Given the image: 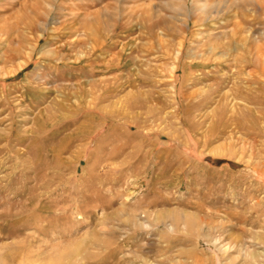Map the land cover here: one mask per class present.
I'll list each match as a JSON object with an SVG mask.
<instances>
[{
    "label": "rangeland",
    "instance_id": "rangeland-1",
    "mask_svg": "<svg viewBox=\"0 0 264 264\" xmlns=\"http://www.w3.org/2000/svg\"><path fill=\"white\" fill-rule=\"evenodd\" d=\"M0 264H264V0H0Z\"/></svg>",
    "mask_w": 264,
    "mask_h": 264
},
{
    "label": "bare ground",
    "instance_id": "bare-ground-1",
    "mask_svg": "<svg viewBox=\"0 0 264 264\" xmlns=\"http://www.w3.org/2000/svg\"><path fill=\"white\" fill-rule=\"evenodd\" d=\"M12 231H14V230H12Z\"/></svg>",
    "mask_w": 264,
    "mask_h": 264
}]
</instances>
